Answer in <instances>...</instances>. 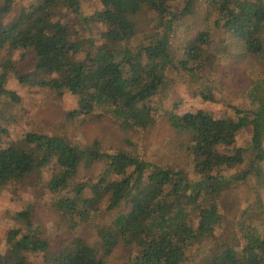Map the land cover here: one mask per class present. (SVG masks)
Segmentation results:
<instances>
[{"label": "trees", "instance_id": "trees-1", "mask_svg": "<svg viewBox=\"0 0 264 264\" xmlns=\"http://www.w3.org/2000/svg\"><path fill=\"white\" fill-rule=\"evenodd\" d=\"M198 1L183 0L179 9L171 0H101L104 11L98 19L110 25L107 36L114 50L101 48L92 60L76 61L79 44L71 39L66 25L53 21L61 6L70 5L79 13L76 0H42L39 7L23 10L8 23L4 19L14 0H4L0 52H6L7 58L0 60V98L15 77L59 95H79L82 104L109 109L107 113L124 130L140 131L155 124L152 102L168 75L182 70L193 76L211 75L213 37L231 36L240 43L249 66L260 64L264 71V0H208L215 20L186 41L182 58L174 54L172 40L182 21L195 15ZM19 50L33 55L36 80L14 66L11 58ZM258 90L254 87L252 95ZM260 92L257 110H236L235 118H215L202 110L171 117V128L188 141L197 180L173 165L149 162L125 150L106 153L82 148L61 136L30 133L20 144L4 143L8 132L0 126V189L55 164L47 185L51 193L59 194L69 189L83 163L87 168L103 163L92 189L104 194L109 210H119L109 226L99 229L102 251L76 237L57 252H51L46 239L36 237L30 211L20 212L16 219L26 223L29 232L9 233L10 256H0V264H31L32 255H42L43 264H106L105 258L120 245L137 251L132 264H184L188 252L213 237L221 226L218 200L224 191L253 176L262 181L264 87L260 86ZM203 96L213 101L209 93ZM247 129L252 135L247 148L236 149L233 155L220 153L221 146L231 147ZM241 167L230 177L224 175L227 169ZM87 203L78 191L62 196L57 209L76 228L91 217ZM202 264H264V224L260 229L251 226L240 246L225 247Z\"/></svg>", "mask_w": 264, "mask_h": 264}, {"label": "rangeland", "instance_id": "rangeland-1", "mask_svg": "<svg viewBox=\"0 0 264 264\" xmlns=\"http://www.w3.org/2000/svg\"><path fill=\"white\" fill-rule=\"evenodd\" d=\"M0 0V7L3 6ZM80 11L75 12L70 5L59 7L58 21L67 26L71 39L80 46L76 61L92 60L97 51L107 48L110 52L114 45L107 34L110 25L98 18L104 8L101 0H76ZM171 5L181 8L183 0H171ZM208 0L196 4V13L186 17L172 40L174 54L183 57L185 43L199 31L210 27L215 20L213 10L209 11ZM42 0H14L10 14L4 23L18 19L23 10L39 7ZM211 12V13H210ZM153 24V16L149 18ZM213 59L211 75L193 76L185 70L174 71L168 75L165 86L153 99L155 124L147 130H124L122 125L111 116L106 108L82 104L79 95L64 92L59 95L50 89L38 87L35 83H20L11 78L7 92L0 98V126L7 132L4 143H21L30 133L61 136L82 148L98 149L100 152L113 153L125 150L149 162L159 165H173L182 169L188 176L197 180L193 173V160L188 150L185 136L171 128L173 115L205 111L215 118H235L236 110L251 113L260 105V86L264 87V71L260 64L249 66L241 54L239 45L229 35L213 37ZM7 53L0 52V60ZM12 62L16 69L31 74L32 80L39 78L35 72L33 55L19 50L13 53ZM240 59L246 60L239 62ZM57 77V75L53 76ZM254 87H259L252 95ZM203 93H209L213 101L204 100ZM249 129L242 131L231 147H220V153L233 155L236 149L247 148L251 141ZM55 165V164H53ZM46 167L35 172L22 182H11L0 189V256H10L7 243L13 230H21L20 235L28 234V225L16 219V214L30 211V222L37 234L50 243L51 252L69 246L76 237L101 249L99 229L109 226L119 210H109L103 193L96 194L92 186L103 172V163H83L77 177L69 189L53 194L48 188L53 168ZM244 167L224 171L230 177ZM262 181L253 176L247 183L231 185L218 200L221 226L215 235L206 238L188 252L184 264H202L208 256H214L225 247L240 246L243 236L251 227L262 228L264 224V163L260 169ZM81 192L92 211L89 221L73 228V221L57 208L58 200L74 192ZM137 256L135 249L118 246L112 255L106 257V264H132ZM31 264H43L42 255L29 257Z\"/></svg>", "mask_w": 264, "mask_h": 264}]
</instances>
